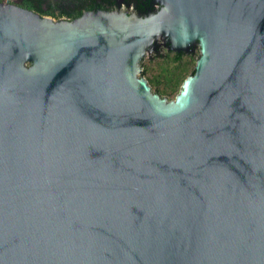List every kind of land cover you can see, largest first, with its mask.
Wrapping results in <instances>:
<instances>
[{
	"label": "water",
	"instance_id": "water-1",
	"mask_svg": "<svg viewBox=\"0 0 264 264\" xmlns=\"http://www.w3.org/2000/svg\"><path fill=\"white\" fill-rule=\"evenodd\" d=\"M154 2L0 3V264H264V0ZM154 45L199 48L173 100Z\"/></svg>",
	"mask_w": 264,
	"mask_h": 264
},
{
	"label": "trees",
	"instance_id": "trees-1",
	"mask_svg": "<svg viewBox=\"0 0 264 264\" xmlns=\"http://www.w3.org/2000/svg\"><path fill=\"white\" fill-rule=\"evenodd\" d=\"M1 1V0H0ZM120 1L126 7L132 8L137 14L145 15L155 12L157 7L154 0H15L17 6L31 10L41 16H48L58 19L74 20L79 18L86 11H113L120 4ZM168 48V43L166 42ZM195 46L190 52H173L168 49V52L173 53L174 60H181L183 56H187L190 61H196L194 53ZM151 51L163 58L161 46L154 45ZM198 58V56H197ZM195 59V60H194ZM195 66V65H194ZM141 68V64H140ZM193 67L190 75L194 73ZM143 75V70L140 71Z\"/></svg>",
	"mask_w": 264,
	"mask_h": 264
},
{
	"label": "rangeland",
	"instance_id": "rangeland-1",
	"mask_svg": "<svg viewBox=\"0 0 264 264\" xmlns=\"http://www.w3.org/2000/svg\"><path fill=\"white\" fill-rule=\"evenodd\" d=\"M0 3L16 5L15 0H1ZM120 9L134 12L130 7L123 5L121 1ZM160 53L163 55V58L158 57L153 52L150 55L146 53L142 67L144 75L142 76L147 80L153 92L166 97L169 101L173 100L179 93L184 80L190 75L195 61H190L186 55L179 61L174 60L173 53L168 52L165 46H161ZM194 53L197 60L199 48H196Z\"/></svg>",
	"mask_w": 264,
	"mask_h": 264
},
{
	"label": "flooded vegetation",
	"instance_id": "flooded-vegetation-1",
	"mask_svg": "<svg viewBox=\"0 0 264 264\" xmlns=\"http://www.w3.org/2000/svg\"><path fill=\"white\" fill-rule=\"evenodd\" d=\"M119 7H120V4L117 6V8H119ZM117 8H116V9H117ZM131 9H132V8H131ZM134 12H135V11H134ZM135 13H136V12H135Z\"/></svg>",
	"mask_w": 264,
	"mask_h": 264
}]
</instances>
